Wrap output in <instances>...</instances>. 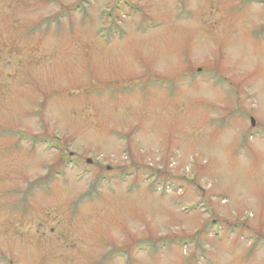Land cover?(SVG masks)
Listing matches in <instances>:
<instances>
[{
    "label": "rangeland",
    "instance_id": "374dc122",
    "mask_svg": "<svg viewBox=\"0 0 264 264\" xmlns=\"http://www.w3.org/2000/svg\"><path fill=\"white\" fill-rule=\"evenodd\" d=\"M80 1L0 0V264H264V0Z\"/></svg>",
    "mask_w": 264,
    "mask_h": 264
},
{
    "label": "trees",
    "instance_id": "16d2710c",
    "mask_svg": "<svg viewBox=\"0 0 264 264\" xmlns=\"http://www.w3.org/2000/svg\"><path fill=\"white\" fill-rule=\"evenodd\" d=\"M80 2H83V0L80 1ZM96 32H101L100 31V28H98L96 30ZM48 139L51 141L52 144L58 145V142L56 141V140H58V138H54V139L48 138ZM36 140L40 141V140H42V138H36ZM61 152H62V149H61ZM68 162H69V157H66V158H64L62 160V162L60 163V166H62V167L64 166L65 167L68 164ZM63 168H55V169L51 170L49 176L47 177V180H53L54 178L59 177L60 174L63 175L65 173ZM42 184H44V182H40V184H38V187H43ZM47 186H50V185H47ZM143 243L151 244L150 250L151 249H154V248H157L159 250L161 248V244H163L164 241H162V242L160 241V242L156 243V242H153V241L144 240ZM119 251L122 252V253H125V254L129 255V257L131 255L128 249H119ZM115 253H116V251H115ZM115 255L118 256L117 254H115Z\"/></svg>",
    "mask_w": 264,
    "mask_h": 264
},
{
    "label": "water",
    "instance_id": "95a60500",
    "mask_svg": "<svg viewBox=\"0 0 264 264\" xmlns=\"http://www.w3.org/2000/svg\"><path fill=\"white\" fill-rule=\"evenodd\" d=\"M252 124H253V126L255 125V120L254 119L252 120Z\"/></svg>",
    "mask_w": 264,
    "mask_h": 264
}]
</instances>
